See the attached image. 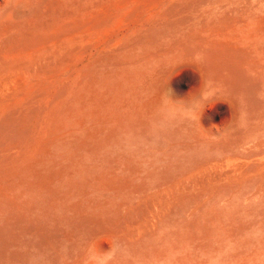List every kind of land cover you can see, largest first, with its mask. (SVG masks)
<instances>
[{
  "label": "bare ground",
  "instance_id": "1",
  "mask_svg": "<svg viewBox=\"0 0 264 264\" xmlns=\"http://www.w3.org/2000/svg\"><path fill=\"white\" fill-rule=\"evenodd\" d=\"M0 264H264V0H0Z\"/></svg>",
  "mask_w": 264,
  "mask_h": 264
}]
</instances>
